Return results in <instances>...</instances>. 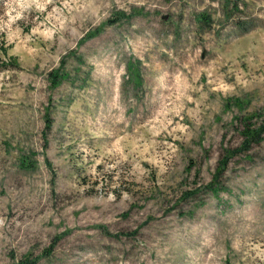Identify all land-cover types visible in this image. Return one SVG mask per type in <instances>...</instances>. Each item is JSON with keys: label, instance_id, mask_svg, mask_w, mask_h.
<instances>
[{"label": "rangeland", "instance_id": "rangeland-1", "mask_svg": "<svg viewBox=\"0 0 264 264\" xmlns=\"http://www.w3.org/2000/svg\"><path fill=\"white\" fill-rule=\"evenodd\" d=\"M246 112L264 0H0V264H264Z\"/></svg>", "mask_w": 264, "mask_h": 264}, {"label": "trees", "instance_id": "trees-1", "mask_svg": "<svg viewBox=\"0 0 264 264\" xmlns=\"http://www.w3.org/2000/svg\"><path fill=\"white\" fill-rule=\"evenodd\" d=\"M96 32L88 34V38L94 37ZM126 70L128 71L130 77L133 79V86L135 89L141 87L140 71L139 67L134 62H129L126 65ZM67 77V74L63 76L56 75L54 79L57 80V85H60L62 81ZM234 106L242 108V102L234 101ZM235 120L239 123V135H240V144L236 147H224L223 153L218 161L215 173L213 175V181L208 185V189L215 192L220 190L223 187H219V183L216 181L221 178L226 172L227 166L230 161L239 155L244 156V158L250 159V151L254 146L261 144L264 141V117L259 112H246L241 114L238 117H235ZM38 259L33 258L31 255L24 257L21 260L20 264H36Z\"/></svg>", "mask_w": 264, "mask_h": 264}]
</instances>
